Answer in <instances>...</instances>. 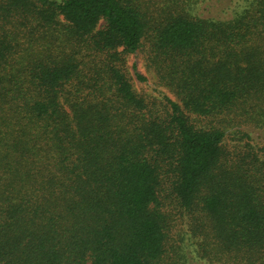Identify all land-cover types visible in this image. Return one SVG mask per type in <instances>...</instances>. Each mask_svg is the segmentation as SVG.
<instances>
[{"label": "trees", "instance_id": "16d2710c", "mask_svg": "<svg viewBox=\"0 0 264 264\" xmlns=\"http://www.w3.org/2000/svg\"><path fill=\"white\" fill-rule=\"evenodd\" d=\"M211 1L0 0V264H264V0Z\"/></svg>", "mask_w": 264, "mask_h": 264}, {"label": "rangeland", "instance_id": "374dc122", "mask_svg": "<svg viewBox=\"0 0 264 264\" xmlns=\"http://www.w3.org/2000/svg\"><path fill=\"white\" fill-rule=\"evenodd\" d=\"M228 4L229 2L227 0H212L206 6L203 5L202 10L199 11L200 14L204 16H218L223 18L227 16L226 14ZM102 25L103 22H100L98 28ZM145 57L146 55L144 52H137L124 56L126 67L128 68L130 75L132 76L135 89L137 91L141 90L145 92H158L167 94V91L158 85L156 75L149 63L146 61ZM136 74L143 76L146 81H138L135 77ZM167 95L169 96V94ZM255 136L258 138V141L260 143L264 144V133L260 132Z\"/></svg>", "mask_w": 264, "mask_h": 264}]
</instances>
